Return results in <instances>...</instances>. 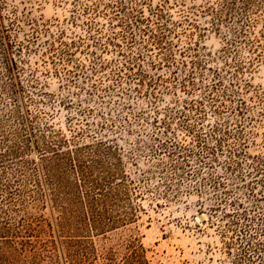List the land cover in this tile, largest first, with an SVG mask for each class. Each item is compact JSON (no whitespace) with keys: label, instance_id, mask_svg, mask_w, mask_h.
<instances>
[{"label":"rangeland","instance_id":"1","mask_svg":"<svg viewBox=\"0 0 264 264\" xmlns=\"http://www.w3.org/2000/svg\"><path fill=\"white\" fill-rule=\"evenodd\" d=\"M0 16V264H264V0Z\"/></svg>","mask_w":264,"mask_h":264},{"label":"trees","instance_id":"2","mask_svg":"<svg viewBox=\"0 0 264 264\" xmlns=\"http://www.w3.org/2000/svg\"><path fill=\"white\" fill-rule=\"evenodd\" d=\"M2 16H0V67L5 71L8 75L15 69L16 62L10 55L11 52V45L9 43V36L5 32V28L2 24L1 20ZM10 79H14L13 75H10ZM5 155L3 154L0 158H4Z\"/></svg>","mask_w":264,"mask_h":264}]
</instances>
